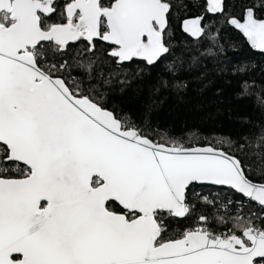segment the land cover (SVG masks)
<instances>
[{
    "label": "snow or ice",
    "instance_id": "obj_1",
    "mask_svg": "<svg viewBox=\"0 0 264 264\" xmlns=\"http://www.w3.org/2000/svg\"><path fill=\"white\" fill-rule=\"evenodd\" d=\"M190 2L0 0V264H264V129L192 145L106 103L175 20L190 66L219 20L264 54V0Z\"/></svg>",
    "mask_w": 264,
    "mask_h": 264
},
{
    "label": "trees",
    "instance_id": "obj_2",
    "mask_svg": "<svg viewBox=\"0 0 264 264\" xmlns=\"http://www.w3.org/2000/svg\"><path fill=\"white\" fill-rule=\"evenodd\" d=\"M186 2L188 15L201 14L202 9L194 7L190 0ZM251 2L259 4L261 0ZM258 14L264 16V11ZM219 26L223 49L190 66L189 54L207 48L208 41L195 40L175 20L169 33L173 36L171 54L154 65L139 60L126 64L119 78L124 83H114L105 91L106 103L136 122H146L186 144H202V138L242 141L246 135H258L264 129V104L257 99V94L264 97V54L253 49L239 30L223 20H219ZM245 65L255 67L240 71ZM245 82L254 84L248 94L243 91ZM251 208L255 205L251 204Z\"/></svg>",
    "mask_w": 264,
    "mask_h": 264
},
{
    "label": "flooded vegetation",
    "instance_id": "obj_3",
    "mask_svg": "<svg viewBox=\"0 0 264 264\" xmlns=\"http://www.w3.org/2000/svg\"><path fill=\"white\" fill-rule=\"evenodd\" d=\"M129 64V63H128Z\"/></svg>",
    "mask_w": 264,
    "mask_h": 264
},
{
    "label": "water",
    "instance_id": "obj_4",
    "mask_svg": "<svg viewBox=\"0 0 264 264\" xmlns=\"http://www.w3.org/2000/svg\"><path fill=\"white\" fill-rule=\"evenodd\" d=\"M131 63V62H130Z\"/></svg>",
    "mask_w": 264,
    "mask_h": 264
}]
</instances>
